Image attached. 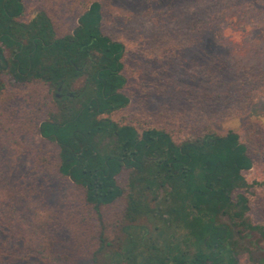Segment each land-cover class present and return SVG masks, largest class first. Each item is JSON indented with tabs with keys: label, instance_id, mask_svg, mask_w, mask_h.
Returning <instances> with one entry per match:
<instances>
[{
	"label": "trees",
	"instance_id": "trees-1",
	"mask_svg": "<svg viewBox=\"0 0 264 264\" xmlns=\"http://www.w3.org/2000/svg\"><path fill=\"white\" fill-rule=\"evenodd\" d=\"M24 13V0H0V116L17 96L8 87L31 85L29 94L46 106L37 130L58 149L26 147L15 131L28 125H5L1 117L0 135L24 145L44 177L57 172L76 188L52 207L50 180L0 186V264H264V224L250 217L247 194L264 181L250 183L243 173L264 148L255 137L218 128L244 112L264 69L230 70L220 56L204 55L199 47L210 31L203 20L186 26V38H168L165 49L179 50L186 74L198 65L238 90L234 101L217 95L225 100L218 110L210 92L186 86L193 101L206 102L186 116V136L177 135L113 117L131 103L128 45L103 31L101 2L92 1L65 34L45 11L27 20ZM170 59L159 58L163 65Z\"/></svg>",
	"mask_w": 264,
	"mask_h": 264
},
{
	"label": "rangeland",
	"instance_id": "rangeland-1",
	"mask_svg": "<svg viewBox=\"0 0 264 264\" xmlns=\"http://www.w3.org/2000/svg\"><path fill=\"white\" fill-rule=\"evenodd\" d=\"M92 1L24 0L22 18L27 20L36 11L43 10L53 19L58 33L65 34L75 28L78 16ZM97 1L102 5L103 31L128 45L125 72L129 82L125 91L131 103L113 115L116 120L126 117L145 127L160 125L177 135L186 136V131L190 130L186 127V116L189 118L197 105L203 107L206 102L202 98L193 101L186 86L195 88L199 95L210 92L212 96H208V102L215 104L218 110L224 108L225 100L217 102V95L234 101L233 95H237L238 90L231 87L228 81L209 77L205 69L198 65L192 67L193 74H186L179 50L165 49L168 38L175 41L186 38V26L196 21L203 20L209 25V40L199 47L204 55L213 59L220 56L218 59L226 60L230 70L264 69V0ZM160 43L161 46H158ZM184 51L186 54V47ZM162 55L171 57L172 61L161 64L159 58ZM32 89L31 85L16 91L13 86L8 87V95L17 96L2 105L1 109L6 114L5 117L0 116L2 124L28 125L26 128L16 127L20 141L26 143V147L32 145L54 154L57 145L42 138L37 130L36 125L44 118L46 106L29 94ZM250 89L248 93L246 91L247 97L242 104L244 112L221 120L218 128L223 132L236 129L248 140L255 137L259 140L257 144L264 148V81ZM26 147L9 141L7 134L0 135V186L6 188L15 184L28 188L32 184L46 185L50 180V185L46 186L49 205L62 207L66 193L73 192L75 185L59 177L57 172L48 171L44 177L41 171L35 169ZM243 173L250 183L264 181V150L257 154L253 167ZM247 194L251 203L250 217L254 222L264 224V185L252 186ZM116 209H106L105 213L113 214ZM23 264L41 263L29 260ZM241 264L252 263L243 260Z\"/></svg>",
	"mask_w": 264,
	"mask_h": 264
}]
</instances>
